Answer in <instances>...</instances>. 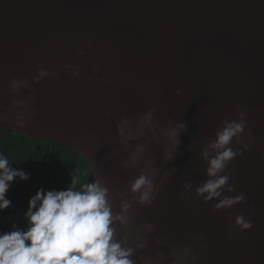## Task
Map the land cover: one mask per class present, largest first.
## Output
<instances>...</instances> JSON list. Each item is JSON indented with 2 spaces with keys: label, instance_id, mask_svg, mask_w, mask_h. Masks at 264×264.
<instances>
[{
  "label": "water",
  "instance_id": "95a60500",
  "mask_svg": "<svg viewBox=\"0 0 264 264\" xmlns=\"http://www.w3.org/2000/svg\"><path fill=\"white\" fill-rule=\"evenodd\" d=\"M39 69L55 75L33 83ZM12 77L29 88L11 92ZM153 107L158 126L138 128ZM241 111L249 148L232 141L241 154L227 166L235 190L224 195L244 193V203L214 210L216 200L184 199V183L206 179L201 146ZM121 117L132 118L128 134L139 139L121 143ZM169 121L186 131L163 162ZM0 129L78 152L110 188L115 212L116 193L158 168L152 205L133 203L128 226L116 225L125 246L145 243L136 264H191L186 247L196 264H264V0H0ZM137 144L139 164L121 167ZM238 214L249 230L233 226Z\"/></svg>",
  "mask_w": 264,
  "mask_h": 264
},
{
  "label": "clouds",
  "instance_id": "9594fccd",
  "mask_svg": "<svg viewBox=\"0 0 264 264\" xmlns=\"http://www.w3.org/2000/svg\"><path fill=\"white\" fill-rule=\"evenodd\" d=\"M78 51L77 55H83ZM73 68L72 76L78 77L79 66L65 65ZM98 70V69H97ZM54 76V72L39 69L32 77L33 83H39L47 76ZM91 78V77H89ZM9 88L11 92H19L21 88H29L27 79L17 80L11 78ZM180 89H177V95ZM156 108H150L137 120V127L155 129L158 124L155 118ZM111 113L106 112L105 118ZM131 117H121L117 125L121 143L132 139H139L128 134ZM246 120L244 112L237 113V119L224 120L218 126L214 139H209L206 146L200 148V157L205 162L206 179L194 189L191 182L183 184L184 199H189L194 194L204 202L216 200L214 210L232 207L244 203L245 194L235 196L224 195L225 192H234V186L229 183L231 175L226 171L229 162L240 155V149L232 146L235 139L247 150L249 144L241 139L245 133ZM186 131L184 122H171L166 126L165 136L171 149H163V162H169L177 152L181 143L179 135ZM251 137V129L247 130ZM158 141V137H154ZM145 152V146L137 144L128 160L121 162V167L128 168L139 164V157ZM151 163H155L151 161ZM175 168L165 170L164 176L172 175ZM159 173L158 168L145 167L126 187V191L116 193L121 200L122 211L113 210L110 188L100 181L82 184L79 188L73 181L65 190L45 191L38 189L28 201L27 211L24 213L26 229L22 230L14 224L12 231H0V264H136L133 259L135 252L145 247L143 240L135 246H125V239L118 235L116 225L128 226V212L133 203L140 206H151L156 198L158 186L155 181ZM19 178L26 181L30 177L21 169L11 167L9 160L0 154V211L10 206L11 201L6 198L11 182ZM163 182V179L160 181ZM251 211V209H250ZM234 227L240 231L249 230L253 226L251 220H246L243 215L234 219ZM145 231L152 232L154 225L146 223ZM185 253L190 257L191 264H196L197 256L191 247L185 248ZM145 264H151L148 260Z\"/></svg>",
  "mask_w": 264,
  "mask_h": 264
},
{
  "label": "trees",
  "instance_id": "16d2710c",
  "mask_svg": "<svg viewBox=\"0 0 264 264\" xmlns=\"http://www.w3.org/2000/svg\"><path fill=\"white\" fill-rule=\"evenodd\" d=\"M0 154L6 156L14 169L29 175L26 181L14 179L5 193L11 201L0 211V231H12L13 225L24 230L29 199L38 189L65 190L76 182L95 181L86 160L76 151L58 143L44 141L8 130L0 129Z\"/></svg>",
  "mask_w": 264,
  "mask_h": 264
}]
</instances>
